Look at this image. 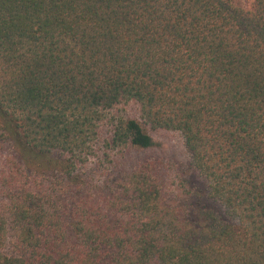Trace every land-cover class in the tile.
I'll return each mask as SVG.
<instances>
[{
  "label": "trees",
  "instance_id": "16d2710c",
  "mask_svg": "<svg viewBox=\"0 0 264 264\" xmlns=\"http://www.w3.org/2000/svg\"><path fill=\"white\" fill-rule=\"evenodd\" d=\"M0 264H264V0H0Z\"/></svg>",
  "mask_w": 264,
  "mask_h": 264
},
{
  "label": "rangeland",
  "instance_id": "374dc122",
  "mask_svg": "<svg viewBox=\"0 0 264 264\" xmlns=\"http://www.w3.org/2000/svg\"><path fill=\"white\" fill-rule=\"evenodd\" d=\"M246 0H238L243 6ZM124 110L119 111L120 115H124ZM155 145L150 150L135 152L137 160H157L162 166L168 164L170 167L166 169L170 174H179L180 176L194 177L190 171L189 158L184 149L182 137L178 132L159 130L151 133Z\"/></svg>",
  "mask_w": 264,
  "mask_h": 264
}]
</instances>
